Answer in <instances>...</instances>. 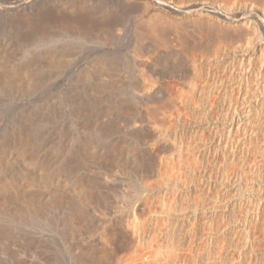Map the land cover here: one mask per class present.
<instances>
[{
	"label": "bare ground",
	"instance_id": "bare-ground-1",
	"mask_svg": "<svg viewBox=\"0 0 264 264\" xmlns=\"http://www.w3.org/2000/svg\"><path fill=\"white\" fill-rule=\"evenodd\" d=\"M232 1L254 33L222 66L221 3L0 0V264H207L214 174H245L264 92V0ZM122 20L189 54L118 46Z\"/></svg>",
	"mask_w": 264,
	"mask_h": 264
},
{
	"label": "rangeland",
	"instance_id": "rangeland-1",
	"mask_svg": "<svg viewBox=\"0 0 264 264\" xmlns=\"http://www.w3.org/2000/svg\"><path fill=\"white\" fill-rule=\"evenodd\" d=\"M211 1L212 0L210 1L207 0V3ZM222 1L223 0L221 1L213 0L211 3H208V4H213V5L215 4L219 6L221 3L222 7L225 6L224 7L225 11H224V8H222V11L226 12L225 13L226 16L224 17H221L219 15L217 16L216 13L214 14L213 10H208V9H202L201 11L203 13H201V15L199 16L202 19V17H204L205 15L210 16L212 18L215 15L217 17L213 18V23L214 21H216V23L214 24H216L217 26H219L220 24L221 26L219 27L224 28V31L226 32L224 33L225 34L224 43L226 41L225 46L227 48L226 50L227 53L224 51V54L222 55L223 58L221 57V60H220L221 61L220 64L222 66H225V63L227 62L225 59H227V57H230V56L232 57L233 51L235 52L239 49L238 46H237L238 48L235 46V45H239L240 43L239 40L242 39L243 41V39L246 38L247 33L253 34L254 30L253 28L248 29L246 26H244L242 24V21L241 22L235 21L236 19L240 18L239 11H242L238 9V5L232 4L233 3L232 0H224L223 2L225 4ZM141 5L144 6V4H141ZM228 5H232L233 7L235 5L236 7L233 8L231 6L232 8L227 10L226 7L229 8ZM133 13L134 11H132L131 12L132 15H138V12L136 11H135L136 14H133ZM227 16L230 18H227ZM246 18H248L249 20H253V19L255 20L256 18L258 19V17L255 16V14H251V13L247 14ZM218 20L221 21L223 24L221 22H218ZM128 23L129 22L127 21L125 22V20L124 21L122 20V21H119L118 24L115 26V31H116L115 34L120 37L118 46L123 47V48L128 47L127 45V43L129 42L128 37L131 34V31H133L134 29L140 32L138 33L136 31L137 35L141 34V36L138 35V37L140 38L142 37L143 40H148L149 38H151L149 40H152V39L155 40V38L157 37L155 40L157 43L163 44L165 42V44H170L172 42L173 43L175 42L174 43L175 45L173 43L170 45L177 46L178 48H181V49L184 48L182 51L186 54H189V50L186 47H184L185 40H183V36L180 35L177 37L178 34L177 35L174 34L173 27L169 26L167 30H163V31L162 30L153 31L154 29H152L151 31L149 29L153 28V26H156L157 23L159 25V22L157 20L154 22L152 21L150 23L147 21L140 20L138 21L137 25L136 24L131 25ZM8 30L9 29L6 27V21L0 20V33H8L7 32ZM156 32L158 33L156 34ZM234 32H235V36L233 34ZM149 34H152L150 35L151 37L149 36ZM236 34H239V37ZM227 35L228 36L230 35V37L228 38ZM244 35L245 37H243ZM144 38H147V39H144ZM166 38H167V41H166ZM179 41H181L182 43L180 42L181 43L180 44ZM236 41L239 43H237ZM229 42L232 44H230ZM227 45H229L230 47L235 46L237 50L235 49V47H233L235 49L233 50V48H229ZM255 78H254V75L251 77L252 80H254ZM256 94H258V96L260 94L259 97L261 99L260 104H259L260 106H258L259 108H254V107H253L254 109L252 108V111H255L253 112L254 113L253 116L257 115L255 118L257 120V126H258V127L256 126L257 136L256 135L254 136L255 143L254 142L251 143L252 145H250L245 155L246 156L245 157L246 163L244 165L245 174L243 175L236 174V168H237L236 161L234 162L233 165L230 166V168L228 169L225 175L221 176L219 173L214 174V178H216V184L213 190L210 191L214 193L213 195L215 198L217 195V198H216L217 203L214 204L216 205V207L213 209L214 215L212 216L214 219V239H213L214 250L211 254V257L208 259L207 264H264V155L262 157V154H264V151H261V149L264 150V92L263 94L262 93H256ZM258 140L260 143L258 142ZM252 146H254V148ZM257 146L258 147L260 146L258 151H257V148H258ZM252 150L253 151L255 150L256 152H258V154L255 151L252 153L251 152ZM219 172H220V169H219ZM222 183L224 184L222 185ZM225 187H227V189H225ZM198 211L201 212L200 210ZM199 218L200 219L198 222H205V219H207V216L205 217L201 216ZM201 224H202V227L206 229L207 226L204 225V223H201ZM204 240L206 241V239ZM204 240H200L199 247L204 246ZM182 255L185 258H190L191 256L187 250H184L182 252ZM199 257L200 258L198 259V264H206L205 258L203 256H199ZM185 262L188 263V260H186Z\"/></svg>",
	"mask_w": 264,
	"mask_h": 264
}]
</instances>
